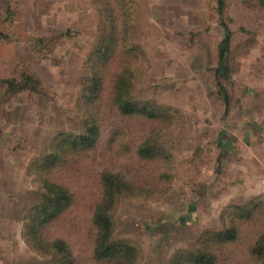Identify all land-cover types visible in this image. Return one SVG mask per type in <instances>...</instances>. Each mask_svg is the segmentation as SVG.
Returning <instances> with one entry per match:
<instances>
[{
    "label": "rangeland",
    "instance_id": "374dc122",
    "mask_svg": "<svg viewBox=\"0 0 264 264\" xmlns=\"http://www.w3.org/2000/svg\"><path fill=\"white\" fill-rule=\"evenodd\" d=\"M102 1L0 0V79L29 72L41 83L39 91L14 93L0 82V264H60L45 240L25 239L43 198L41 174L31 166L58 133L81 132L92 106L98 142L70 154L55 176L74 199L42 230L47 239L64 238L76 264H110L95 257L92 214L102 172L116 169L142 176L145 185L122 195L112 212L114 237L135 247L134 264H172L180 251L202 250L206 232L228 227L238 236L213 246L215 264H262L264 254L253 250L264 232V6L226 0L221 15L217 0H132L137 35L130 41L145 51L140 59L130 55L133 94L166 106L169 116L161 119L124 115L112 101L119 51L106 89L86 102ZM122 1L114 2L117 18ZM225 20L233 30L231 77L223 82L229 108L216 74ZM147 135L163 146L162 159L138 154ZM236 205H248L249 218Z\"/></svg>",
    "mask_w": 264,
    "mask_h": 264
},
{
    "label": "trees",
    "instance_id": "16d2710c",
    "mask_svg": "<svg viewBox=\"0 0 264 264\" xmlns=\"http://www.w3.org/2000/svg\"><path fill=\"white\" fill-rule=\"evenodd\" d=\"M218 1V12L223 14L225 11L226 0ZM115 0H103L99 7L101 10L102 22L100 27V37L98 44L92 53L89 71L84 80L87 81L86 88L89 92L86 102L94 104L98 101L99 94L107 87L106 74L110 72V64L116 58L118 51L123 55L122 67L115 74L111 75V99L118 110L124 115H138L144 118L168 117V108L164 105L152 104L135 98L133 94L136 68H132L130 55L140 59L145 51L139 43H133L131 35L136 38L137 32L132 23L133 12L132 0H123L121 11L117 18ZM118 2V1H117ZM131 3V4H130ZM260 6H264V0H256ZM132 12H129L130 10ZM1 3H0V23H1ZM224 26V37L219 44V62L216 68L217 79L219 83V92L225 101L227 108L231 107V94L223 83L224 80L231 77V68L228 63V55L231 49L233 30L229 23L222 21ZM2 37V32H0ZM138 68V67H137ZM6 90L9 92H18L23 90L39 91L41 90L40 81L29 72H23L21 78L6 77L0 79ZM85 87V86H84ZM84 90V88H83ZM94 106L88 111L85 130L81 132H60L51 142V150L36 159L31 169H36L41 174L43 198L39 204L33 208V214L27 223L28 231L25 234L27 242L34 240H45L46 248L59 254L60 264H76V259L69 243L62 237L47 239L42 231L48 223L57 219L59 215L66 210L73 202L74 193L70 186L55 176L64 167H67L70 154H76L94 147L99 139L100 125L96 118ZM138 154L142 159L156 161L162 159L165 155L163 146L151 135L145 136L138 147ZM101 196L95 203L92 214V223L96 230L94 254L97 259L106 260L110 264H134L136 249L123 239L114 237L112 212L116 207L118 199L127 193L137 194L141 188H145L143 177L128 174L123 170L105 169L100 176ZM257 205V204H256ZM240 214L249 218L251 208L248 205L239 206ZM241 208L243 209L241 211ZM206 243L202 250L198 252L180 251L176 254L172 264H215L217 255L213 249L214 245H223L233 241L238 236L236 227H228L220 231H208L205 233ZM264 232L259 237V243L253 250L254 254L263 256L264 254ZM30 243V242H29ZM34 248V247H33ZM36 248H38L36 246ZM38 250V249H36ZM264 264V260L262 262Z\"/></svg>",
    "mask_w": 264,
    "mask_h": 264
}]
</instances>
